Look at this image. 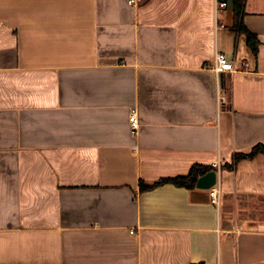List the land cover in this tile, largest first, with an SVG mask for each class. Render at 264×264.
Instances as JSON below:
<instances>
[{
  "label": "crops",
  "instance_id": "crops-1",
  "mask_svg": "<svg viewBox=\"0 0 264 264\" xmlns=\"http://www.w3.org/2000/svg\"><path fill=\"white\" fill-rule=\"evenodd\" d=\"M128 1L0 0V264H264V0Z\"/></svg>",
  "mask_w": 264,
  "mask_h": 264
},
{
  "label": "trees",
  "instance_id": "trees-1",
  "mask_svg": "<svg viewBox=\"0 0 264 264\" xmlns=\"http://www.w3.org/2000/svg\"><path fill=\"white\" fill-rule=\"evenodd\" d=\"M244 3L245 0H233V14H234V27L240 33L243 34L246 38V42L252 53L257 56L259 47H260V40L258 36L252 32H250L247 27L243 24L242 16L244 14ZM258 154L264 155V145L258 144L256 145L250 152L248 153H239L235 157V162H238L243 159H251L256 157ZM228 167V166H226ZM224 169V167H221ZM228 168H232L229 166ZM216 171V168L213 166H193L186 176L176 177L173 179H164L159 181L153 185H145L143 182L141 183V189H153L159 185L163 184H172L177 187H183L187 189H195L197 181L200 177L206 175L211 171Z\"/></svg>",
  "mask_w": 264,
  "mask_h": 264
},
{
  "label": "built area",
  "instance_id": "built-area-1",
  "mask_svg": "<svg viewBox=\"0 0 264 264\" xmlns=\"http://www.w3.org/2000/svg\"><path fill=\"white\" fill-rule=\"evenodd\" d=\"M130 6H133L136 3V0H129L128 1ZM229 7V1L228 0H216V12L222 9H227ZM244 66H247L246 63L243 64ZM213 70L215 73L219 76L221 73L226 72H234L236 71L234 63L230 61L226 55L222 53H217L214 61ZM129 122L132 128V134L136 136L140 129V121L138 117V111L136 109H132L129 115ZM214 168H216V171L219 175L221 171V164L217 163L213 165ZM210 193V202L213 205L219 206L220 204V198H221V188L219 185V182L209 190Z\"/></svg>",
  "mask_w": 264,
  "mask_h": 264
},
{
  "label": "water",
  "instance_id": "water-1",
  "mask_svg": "<svg viewBox=\"0 0 264 264\" xmlns=\"http://www.w3.org/2000/svg\"><path fill=\"white\" fill-rule=\"evenodd\" d=\"M233 0H229V6L232 7ZM218 182V173L217 171H211L206 175L200 177L197 181L196 188L203 191H209L212 189ZM210 201V193H209Z\"/></svg>",
  "mask_w": 264,
  "mask_h": 264
}]
</instances>
